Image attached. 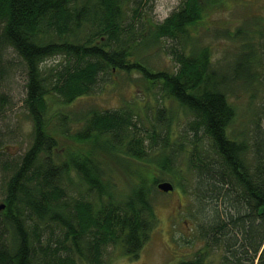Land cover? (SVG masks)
<instances>
[{
  "label": "trees",
  "instance_id": "obj_1",
  "mask_svg": "<svg viewBox=\"0 0 264 264\" xmlns=\"http://www.w3.org/2000/svg\"><path fill=\"white\" fill-rule=\"evenodd\" d=\"M132 1L0 0V264H101L109 244L134 259L158 224L149 193L162 192L166 178L203 214L204 246L176 264H264V16L232 29L213 25L214 38L228 44L216 59L198 32L224 0H183L161 22L141 12L150 0ZM165 39L174 43L171 71L128 60L134 47ZM56 55L66 63L38 70ZM15 62L33 132L13 156L6 114ZM117 69L136 70L144 96L175 106H155L146 129L132 103L92 110L70 138L63 126L50 128L53 117L65 121L58 103L89 94L101 73ZM178 111L187 121L180 124ZM58 135L88 150L59 154Z\"/></svg>",
  "mask_w": 264,
  "mask_h": 264
},
{
  "label": "rangeland",
  "instance_id": "obj_2",
  "mask_svg": "<svg viewBox=\"0 0 264 264\" xmlns=\"http://www.w3.org/2000/svg\"><path fill=\"white\" fill-rule=\"evenodd\" d=\"M131 1L129 0V3ZM182 1L179 0V3H175V0H150L141 6V12L148 16L151 21L161 22L172 11L177 9ZM131 4L130 6H132ZM260 15L264 16V0H224V4L219 10L210 12L204 19L209 28L206 31L200 30L198 32V41L211 45L214 48V56L219 59L223 57L224 46L227 47L228 44L224 43L220 38L218 40L214 38L215 30L212 28L213 25H223L232 29L244 21L245 18H249L248 16ZM81 35L84 36L85 33L82 32ZM173 44L172 40L165 39L156 47L139 45L134 47L133 53L128 57V60H138L154 72L161 70L171 71L174 61L170 55V48ZM57 57H61L59 63L56 62ZM43 63L44 66L41 71L45 72L53 66L58 68L61 63L62 65L66 63V60L64 56L56 55L47 58ZM14 72L9 84L12 108L6 114V123H9L12 128V133L6 141V150L13 156L23 153L29 146L33 132V124L24 112L21 101L25 75L18 62H15ZM143 83L142 75L136 70L123 71L117 69L112 72H103L89 94L78 97L71 103L57 104L56 108L58 107L60 113L65 117V121L63 122L60 119L57 121L53 117L50 121V128L59 130L63 126L67 131L66 134L69 135L68 138H70L71 134H76L83 126L84 119L89 116L92 110H112L132 103L140 114L135 121L138 129H146L152 121L155 106L159 108L165 106L174 107L175 105L172 102L167 103L166 99H161L156 90L154 92L157 95H153L156 100L151 96H144L142 94ZM236 92L240 94V88ZM57 100L61 102V99ZM237 104L238 112H241L242 107L247 106V98L245 96L241 97ZM148 105H150L149 108L142 109ZM176 115L180 124L187 121L188 117L181 111H178ZM58 138L60 147L57 152L59 154L65 153L66 149L70 148L78 154H80L79 151L85 152L88 150V145L78 143L74 139L72 141L59 135ZM105 167H108V165ZM112 169L116 171L115 167H112ZM114 173L111 171L110 175L113 177ZM118 175V178H116L117 184L119 187H123V182L120 179L123 176L121 174ZM70 177L73 182H78L73 172ZM165 181L170 180L166 178ZM77 189L83 190L81 187ZM68 195L78 196L75 189H70ZM149 197L154 212L158 217V224L156 228L151 230L149 239L139 251L138 256L134 259L129 258L123 253L120 246L109 244L102 250L101 264H176L181 260L192 258L204 246V240L197 231L198 224L202 222L201 217L203 214L199 212L193 196L188 198L187 194L184 195L178 192V189H174L170 194L151 190ZM215 262H217V259L213 258L212 263ZM76 264H88V262L76 259Z\"/></svg>",
  "mask_w": 264,
  "mask_h": 264
},
{
  "label": "water",
  "instance_id": "obj_3",
  "mask_svg": "<svg viewBox=\"0 0 264 264\" xmlns=\"http://www.w3.org/2000/svg\"><path fill=\"white\" fill-rule=\"evenodd\" d=\"M157 188H158V190H160L162 192H170L173 190V186L171 185V183L166 182V181L158 183ZM2 208H3V205L1 204L0 209H2Z\"/></svg>",
  "mask_w": 264,
  "mask_h": 264
},
{
  "label": "clouds",
  "instance_id": "obj_4",
  "mask_svg": "<svg viewBox=\"0 0 264 264\" xmlns=\"http://www.w3.org/2000/svg\"><path fill=\"white\" fill-rule=\"evenodd\" d=\"M175 3H179V0H175ZM60 59H61V57H57L56 62L59 63ZM43 66H44V63L43 62H39L38 65H37L38 70H41L43 68Z\"/></svg>",
  "mask_w": 264,
  "mask_h": 264
}]
</instances>
